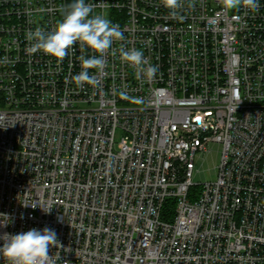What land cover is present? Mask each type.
<instances>
[{
    "label": "built area",
    "instance_id": "2783aa9c",
    "mask_svg": "<svg viewBox=\"0 0 264 264\" xmlns=\"http://www.w3.org/2000/svg\"><path fill=\"white\" fill-rule=\"evenodd\" d=\"M73 2L0 0V234L55 230V264L264 263V0H195L183 20L161 0H86L125 38L89 69L99 87L71 79L96 55L78 42L63 61L27 51L26 32L52 31ZM208 153L216 178L196 182Z\"/></svg>",
    "mask_w": 264,
    "mask_h": 264
},
{
    "label": "clouds",
    "instance_id": "9594fccd",
    "mask_svg": "<svg viewBox=\"0 0 264 264\" xmlns=\"http://www.w3.org/2000/svg\"><path fill=\"white\" fill-rule=\"evenodd\" d=\"M218 2L227 12H239L245 9L254 13L259 9L258 0H218ZM161 3L168 10L169 16L178 20L184 19L181 15L183 9L195 7V0H161ZM61 14L52 31L36 27L34 31L26 32V40L29 42L27 51L29 53L42 51L63 61L69 50L78 42L81 52L87 49L96 55L90 58L81 55L82 71L71 79L78 87H83L84 84L99 87L100 81L96 76L89 74V69L94 68L101 72L105 69L107 61L104 56L109 49L112 50L113 56L117 54L113 44L125 39L122 31L104 14L94 12L93 5L86 0H74L66 8H61ZM118 51L120 59L134 68L138 79L151 81L156 77L158 66H153L145 58L143 51L135 48L126 50L122 44ZM121 95L129 99L126 93L122 92ZM134 102L144 103L142 99H134ZM0 215L5 217V221H0V226L7 227V214ZM0 240L3 241L0 245V255L5 258L7 264H55V259L59 258L49 255L50 246L60 248L61 245L55 230L48 227L42 230L32 228L17 234L5 232L0 234Z\"/></svg>",
    "mask_w": 264,
    "mask_h": 264
},
{
    "label": "rangeland",
    "instance_id": "374dc122",
    "mask_svg": "<svg viewBox=\"0 0 264 264\" xmlns=\"http://www.w3.org/2000/svg\"><path fill=\"white\" fill-rule=\"evenodd\" d=\"M119 134L117 133L115 140H119ZM214 149H219V145H214ZM218 164V157L215 153H208L203 159H199L196 168L199 172L194 176V181L203 182L206 180H215L216 178V165Z\"/></svg>",
    "mask_w": 264,
    "mask_h": 264
},
{
    "label": "trees",
    "instance_id": "16d2710c",
    "mask_svg": "<svg viewBox=\"0 0 264 264\" xmlns=\"http://www.w3.org/2000/svg\"><path fill=\"white\" fill-rule=\"evenodd\" d=\"M173 213H174V200L169 199L163 205L161 216L163 219L170 220L172 218Z\"/></svg>",
    "mask_w": 264,
    "mask_h": 264
}]
</instances>
